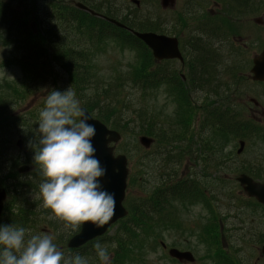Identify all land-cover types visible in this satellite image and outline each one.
I'll return each instance as SVG.
<instances>
[{
	"label": "rangeland",
	"instance_id": "1",
	"mask_svg": "<svg viewBox=\"0 0 264 264\" xmlns=\"http://www.w3.org/2000/svg\"><path fill=\"white\" fill-rule=\"evenodd\" d=\"M115 1V0H110ZM121 2L120 0H117ZM33 3V7L36 8V4L34 0H31ZM122 5H124L127 9L131 10L133 14L139 15V17L142 18H149V19H155V21L158 22L159 26L167 31L172 29L173 27L178 28V24L175 22H172L173 14L172 13H166L160 10V7L158 6L159 2L155 0H146L145 3L142 1L139 3V7H136L134 4L131 3L130 0H124L121 2ZM128 3V4H127ZM182 6V1L179 3V5L176 7ZM219 7H214L212 4L210 7H208L207 11H215ZM192 12V11H191ZM166 13V14H162ZM162 14V15H161ZM255 20L260 22V25H256L253 21L251 22L248 18L241 19V26H242V35L245 34V36H248L245 40L251 41V44L249 47V51L247 53L249 54V57H252L259 51V47H256L255 44H258L262 38H264V10L261 12L259 17L253 16ZM253 19V18H252ZM253 26H259V29H256L255 31H251L249 33V29ZM3 35L1 34V26H0V99L2 102H8L11 103V106L14 108L13 113L15 117L19 115H23V118L27 117V126L32 127V124L34 121L39 122V113L40 110L44 107L45 104V98L48 95V91H51L53 89L59 90V91H65L70 86L69 79H67L66 73L59 70L58 68L54 70H51L47 74L55 73V77L51 80L48 79H40L37 84H33L29 82V77L25 74H21L17 69L12 68H4L2 66V62L4 59H9V62L12 64H15V56L21 55V53H24L22 50L20 53L15 52V50H12V45H6L4 43V40L2 39ZM254 40V41H253ZM255 43V44H254ZM247 47V46H246ZM80 51L86 52V47L83 46L79 48ZM82 52V53H85ZM44 51L39 50L38 55H43ZM14 57V58H13ZM92 58V57H91ZM130 55L128 54H120L117 49L114 47L110 48L109 53H107L105 56L103 55L101 58L96 57L94 59L89 58V62L91 64V70L92 72L97 75V83H103L110 87V92H115V96H113L114 102L111 103V108H116L120 110L121 107V100L122 98L126 100H133L136 105H139L141 107H146L148 109L149 105H152L155 110L165 107L166 109L163 110L165 118L170 115L172 111H174V106L171 105H165L163 104V100H160V98H163L162 96L158 97L157 99L153 98H147L146 96H142L140 94V90L135 88V84H132L131 86H128L125 90L126 92H121V89L125 84L127 83L126 80V72L125 67L127 69V63L129 62ZM244 55H243V58ZM13 60V61H11ZM82 61H80L81 63ZM132 63V60L130 61ZM84 64V63H82ZM113 69L121 70L117 73L116 76H114ZM122 73V74H121ZM245 77L249 80V74L248 72L245 74ZM246 81L248 83L249 81ZM3 81H7L5 86ZM36 80H34L35 82ZM96 84V83H95ZM97 85V84H96ZM98 86V85H97ZM259 86V85H258ZM95 85L92 84V87L88 91L89 94L95 93L94 91ZM245 91L249 95H255L258 96L259 92H263L262 88L259 86H252L245 84ZM126 94V95H125ZM130 98V99H128ZM247 101H245L246 103ZM132 102L128 101V104L130 106ZM251 110H249L248 114L254 117L258 120L259 116L256 114V111L253 109V106L250 107ZM14 116L11 115L10 118H13ZM39 124V123H37ZM129 132L134 133V129H130ZM15 134H17L16 138H13L12 145L14 146V142L18 137H20L23 141V143L29 146V143L31 141H34L36 138L38 141L39 135H34L32 131L28 128L20 130L19 128L16 130ZM233 147V145H230V149ZM14 157H18L21 159H25L27 161L33 160V154L30 155L29 158L24 157L18 152H16L14 149L10 150ZM122 151H126L130 156L131 160L129 162V168L131 170H138V167L141 165L140 163V157L144 154V148L140 146L138 143V140L136 139V143L133 140L118 146L116 145V153H121ZM20 152V151H19ZM227 155V153H226ZM234 155V154H233ZM260 156L262 160L264 161V136L261 137V140L259 141V144H252L250 145L245 153L238 157L236 160H245L246 162H249L250 159H253L254 157ZM25 156V155H24ZM236 158V156L234 155ZM235 158L232 157L233 160ZM235 160V161H236ZM7 165L4 164L3 173L0 175V181L5 183L4 185L9 187L11 184L9 182L11 181L10 178H7ZM241 167V164H237L235 166L236 169ZM130 170L129 174V180H128V186H127V194L129 203H131L132 200L135 197L137 199L139 197H143L144 193L140 189L142 188L143 183L138 184L137 177L135 173H133ZM20 177L15 180L16 184L24 186L23 193H25L24 198L26 202V206L35 207L36 212L39 214V222L38 227H40V231L37 234L40 233H48L55 237L54 242L56 244H59L60 239H66L70 234L71 231H74L73 226H66L65 223L51 213L50 209L46 208L43 204V200L40 197L39 190H29L27 192V185L29 182H34L39 180V174L34 176V178H28V176L19 175ZM43 176L41 175L40 178ZM146 179V178H145ZM44 180V177H43ZM232 189V188H231ZM33 192V193H32ZM224 197H221V200H223ZM232 199H230V202ZM224 203V202H223ZM226 205V203H224ZM222 208H219V210ZM250 207L248 205L245 206V225L239 230H237L235 233H233L229 237V247L232 250V253L234 254V261L239 260V262H236L238 264H264L263 260L260 258L259 253V246L260 243L259 240L264 237V218L262 215L263 211H260L255 218H250L248 214V210ZM201 209H199V212ZM11 212L13 214H16L18 212L17 208L13 206ZM12 215V214H11ZM188 218L185 222L187 224L189 230L196 231V225L194 224V216H188ZM43 222V223H40ZM198 222V221H197ZM43 225V226H42ZM51 231V232H50ZM197 235V232L195 234H192V237L189 236H180L178 238L177 243L181 247L191 249L194 253L195 261L194 263H183V264H210L209 259L207 258V246H204L202 242H199L196 237L193 236ZM176 239V238H175ZM147 259H151V255L147 256ZM144 264H174L170 263L168 261L161 262L159 260H155L154 257L150 260V262H145Z\"/></svg>",
	"mask_w": 264,
	"mask_h": 264
},
{
	"label": "trees",
	"instance_id": "2",
	"mask_svg": "<svg viewBox=\"0 0 264 264\" xmlns=\"http://www.w3.org/2000/svg\"><path fill=\"white\" fill-rule=\"evenodd\" d=\"M241 0L234 6H237L240 3ZM253 4L254 1L252 0ZM252 2L249 0H242L240 4L245 5L246 8H250L252 6ZM20 4V3H19ZM6 8L2 7V4L0 5V13H4ZM4 10V12H3ZM9 12V19L11 22H13V30L17 33L24 34V37L20 39V44L22 45L23 41L27 39L25 37V28L22 26L20 21V13L13 9L12 7L8 9ZM10 13H13V16L10 15ZM16 19V20H15ZM226 27H220L216 28L212 33H209L205 40H219V34L226 35L228 32H233L236 30L237 25L235 24H225ZM225 29V30H224ZM57 36V38H56ZM55 35H51V37H48V34L45 36H42V40L44 43H47V51L48 56L51 57L53 60L55 66H58V68L66 73L67 79H69V82L71 83L70 86H72L76 92L77 98L81 100L82 105L92 111H94V114L96 115L95 118L99 119L102 122L107 123L109 126H112L114 129H117L119 132L123 131L125 129V125L130 122L132 119L131 117L134 115L143 121H145V118H147L148 114L145 109H141L138 111H134V113L131 115L130 112L126 111L127 109L125 106L123 107V110H118L115 106V108H111V97L113 96V93L110 92V87L108 85H103V83H97V75L93 74L89 69H82L78 67L77 63V57L79 56L78 53H76L74 50H71L67 44L66 39L61 37L58 33ZM56 38V42L53 43V40ZM29 39V38H28ZM46 40V41H45ZM199 44H202V41L199 39L198 43H193L194 47V53L196 52V55H198L199 59H195V61L190 62L189 66V72H188V78L187 82L190 80V85L188 86V92H193V89H198L201 92H207L210 94H215L216 90L214 87L211 86H203L198 85L199 82L202 83L203 80L207 79L209 75H214V73L209 72L208 63L209 61H206L200 57L199 54ZM42 67V65H41ZM138 70H142L145 72V67L139 66L137 68ZM26 72H29L33 75L35 71L31 69H25ZM54 71V70H53ZM47 72V71H44ZM141 73V72H140ZM37 74V73H36ZM135 75V73H132ZM34 76V75H33ZM91 78H95V83L99 86L94 87L95 93L89 94L88 91L92 87V84H87ZM88 81V82H87ZM102 85V86H100ZM145 88V85L142 86ZM125 88V87H124ZM184 93H187L186 91ZM187 98V97H186ZM212 98L211 96H198L196 98L198 102V113L200 114V120L198 124V142L200 144L199 151L202 154H205L206 152H216L214 146L212 145L213 142H215V137L217 139L227 141L230 136L238 135L241 133V129L243 126V119L240 117L237 113H231L230 111H225L223 108H221V103L217 101H210ZM188 99V98H187ZM190 101V99H189ZM193 106V105H192ZM9 109L8 102H2L0 99V175L3 173L4 164L7 166V178H10L9 184H11L9 187L11 191V200L10 204L12 205L11 210L14 207L17 208L18 212L16 214H13L10 211L9 216V225H15L18 227H23L27 230L28 235H35L40 231V227H38V218L39 214L36 212L35 207H28L26 206L25 198L23 193L24 186L16 184L15 180H17L20 176L16 173V169L21 165V162L18 158H12L9 159V147H11V140L13 138V134L9 130L10 123L7 121V113ZM194 106L193 109H191V112L189 110V118L186 123L183 125L177 124V127L182 128V131H184V134L188 131L192 130L190 125L194 124ZM129 117H125V116ZM131 115V116H130ZM157 118H160V115L157 116ZM120 121H123L124 123H120ZM162 125L166 124L164 122H161ZM17 130V126L14 128V133ZM208 132L210 135H213L215 137H204V133ZM122 133V132H121ZM157 140L160 143L166 142H173L178 139L173 138L177 135L176 132H174L171 128V125L165 129L162 130V133L158 135L157 133H153ZM187 135V136H188ZM190 138H192V135H190ZM225 145V144H224ZM204 171L207 172L208 169H222L223 165H219V163L215 160V158H204ZM39 174V178L41 177V172L39 169H37L34 173V171L30 174L28 178H34ZM158 181V182H157ZM43 182V177L40 178L37 181L29 182L27 187V192L29 190L33 189H39V185ZM39 184V185H38ZM163 179L155 178L154 187L152 188V183L150 184L149 188L147 187V191H145V194L148 192H152L155 190V195L159 200L156 201V204H158L156 208V212L159 215L161 213V207H164L166 203L162 201V198L165 197V194H167L166 191L161 190L163 187ZM160 186V187H159ZM159 187V188H158ZM179 186L176 184L173 189L170 191V194L174 193L175 191L179 190ZM33 193V192H32ZM31 194V193H30ZM184 195L181 194L178 197H183ZM161 199V200H160ZM151 203V199L147 198L146 195L143 199L138 200L129 207V217L125 220L120 221L118 231L119 233L124 232V234L121 237H124L121 244H117L115 241V247L112 246L113 240H111L105 244L108 247L109 254H113V249H122V253L124 254H130L133 253L131 249L124 250L125 247H132L135 248L133 241L136 239H149V234L152 233V226H151V218L149 217V206ZM136 207V208H135ZM173 208V207H172ZM164 210L166 211V215L169 217L172 214L171 207L167 204L164 207ZM12 214V215H11ZM167 220V221H168ZM43 223V222H40ZM124 223V224H123ZM43 226V225H42ZM78 227H74V231H71V234L66 239H60L59 244H57L58 248L62 250L65 253V256H75L77 254L86 257L88 259L89 264H99V261L97 262L98 257L95 255L94 251L90 249L89 246L92 244H89L87 248H85V252L75 251V250H67L65 247L67 239L73 235L77 231ZM76 230V231H75ZM186 230V229H185ZM184 232V231H183ZM188 234H192V232L188 231ZM114 238V237H113ZM262 240V238L259 240V242ZM119 246V248H118ZM94 247V245H93ZM113 247V248H112ZM141 249V246H137ZM140 254H143V251L140 252ZM145 261V260H144ZM143 261V263H144ZM112 264H129L128 260L125 258L124 255H121L120 251L116 255H114V258L112 259Z\"/></svg>",
	"mask_w": 264,
	"mask_h": 264
},
{
	"label": "clouds",
	"instance_id": "3",
	"mask_svg": "<svg viewBox=\"0 0 264 264\" xmlns=\"http://www.w3.org/2000/svg\"><path fill=\"white\" fill-rule=\"evenodd\" d=\"M36 131L38 141L29 147L44 177L39 185L44 206L66 226L107 224L115 214V196L100 183L107 170L92 144L96 129L72 86L48 91ZM54 240L48 233L28 235L23 227L0 225V264H89L79 254L66 257ZM94 248L100 264H112L106 245L96 242Z\"/></svg>",
	"mask_w": 264,
	"mask_h": 264
},
{
	"label": "water",
	"instance_id": "4",
	"mask_svg": "<svg viewBox=\"0 0 264 264\" xmlns=\"http://www.w3.org/2000/svg\"><path fill=\"white\" fill-rule=\"evenodd\" d=\"M139 37L146 43L148 47L152 49L153 56L155 58L160 59L164 57H176L175 53L172 51L164 53L161 52V49H164V46H167L169 41L171 40H168L166 38L158 39L154 38L151 35H139ZM251 73L253 74L254 80L264 81V49L260 56L253 61V68L251 70ZM84 113L88 118V122L94 125L96 129V134L92 139V144L96 149V158L99 159L101 166L107 170L106 175L101 178L100 183L104 190L114 194L115 196V214L111 218V220L103 226H97L91 222L83 223L80 233L69 241V248L81 246L85 242L95 238L96 236L102 235L111 223L115 222L117 219L125 215V211L121 207L126 177L125 160L123 157L113 158V149L107 147L108 143L116 141L118 137L114 132L107 131L106 128L98 121L92 120L85 111ZM18 143L17 146L20 147L21 143ZM18 172L26 173L28 172V167H21ZM244 183L249 188L247 192L249 196L256 197L260 203L264 204V186L252 184V182L247 179L242 180V184ZM4 197L5 193L0 191V213L2 210V200L4 199ZM262 254L264 255V246L262 247ZM170 255L180 261H193V257L188 253L176 254L174 252H170Z\"/></svg>",
	"mask_w": 264,
	"mask_h": 264
},
{
	"label": "flooded vegetation",
	"instance_id": "5",
	"mask_svg": "<svg viewBox=\"0 0 264 264\" xmlns=\"http://www.w3.org/2000/svg\"><path fill=\"white\" fill-rule=\"evenodd\" d=\"M75 0H70L73 2ZM85 7L93 10L94 12L101 15V6L104 5L105 0H78ZM90 15L88 14H80L76 12V16L71 20V34L70 41L72 45H78L85 39V32L87 31L88 36L92 38L100 39L104 36L107 29H110L112 26L107 24L103 19L98 17H92V25L90 26ZM183 74L180 76L182 79ZM200 83V82H199Z\"/></svg>",
	"mask_w": 264,
	"mask_h": 264
}]
</instances>
